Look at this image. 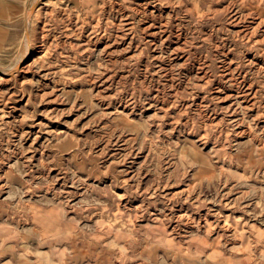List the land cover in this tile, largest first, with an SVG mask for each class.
Wrapping results in <instances>:
<instances>
[{"label": "rangeland", "instance_id": "obj_1", "mask_svg": "<svg viewBox=\"0 0 264 264\" xmlns=\"http://www.w3.org/2000/svg\"><path fill=\"white\" fill-rule=\"evenodd\" d=\"M1 71L0 264H264V0H0Z\"/></svg>", "mask_w": 264, "mask_h": 264}, {"label": "bare ground", "instance_id": "obj_2", "mask_svg": "<svg viewBox=\"0 0 264 264\" xmlns=\"http://www.w3.org/2000/svg\"><path fill=\"white\" fill-rule=\"evenodd\" d=\"M39 1V0H38ZM37 3V1H35V4ZM34 7H33V14L34 13H36V11H35V8H36V5H33ZM30 41L28 42V44H27V47H26V53H28L30 50ZM41 45V44H40ZM44 44H42V46H43ZM43 48V47H42ZM41 51V50H40ZM41 58V56L40 57H38L37 59H34L33 60V62L32 63H30V64H28V66L27 67H30V66H33L34 64H37L38 62H36L38 59H40ZM19 70H20V68H19ZM21 70H23V69H21ZM1 73V75H3V76H6V74H9V72H5V71H1L0 72ZM4 79V78H3ZM2 105V104H1ZM4 107H5V105H4ZM4 107H1V108H4ZM5 109V108H4Z\"/></svg>", "mask_w": 264, "mask_h": 264}]
</instances>
